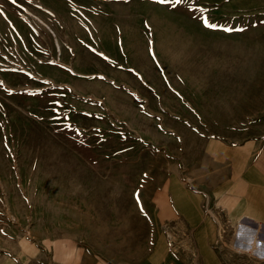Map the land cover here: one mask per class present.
<instances>
[{
    "label": "rangeland",
    "instance_id": "374dc122",
    "mask_svg": "<svg viewBox=\"0 0 264 264\" xmlns=\"http://www.w3.org/2000/svg\"><path fill=\"white\" fill-rule=\"evenodd\" d=\"M263 116L264 0H0V263L159 252L207 145ZM239 226L221 261L264 264Z\"/></svg>",
    "mask_w": 264,
    "mask_h": 264
},
{
    "label": "crops",
    "instance_id": "0c3cea01",
    "mask_svg": "<svg viewBox=\"0 0 264 264\" xmlns=\"http://www.w3.org/2000/svg\"><path fill=\"white\" fill-rule=\"evenodd\" d=\"M225 125L229 133L205 149L207 162L202 168L193 167L190 190L183 186L179 189L178 232L160 239L159 252L127 264H223L215 248L223 224L240 225L237 248L264 256V243L258 233L264 231V116L241 120L238 125L227 121ZM163 244L167 250L163 251ZM53 262L67 264L55 257ZM0 264L23 263L9 259ZM73 264L119 263L84 254Z\"/></svg>",
    "mask_w": 264,
    "mask_h": 264
},
{
    "label": "snow or ice",
    "instance_id": "6c2138e0",
    "mask_svg": "<svg viewBox=\"0 0 264 264\" xmlns=\"http://www.w3.org/2000/svg\"><path fill=\"white\" fill-rule=\"evenodd\" d=\"M161 2H165V0H161ZM177 3L180 2V0H176ZM205 23L207 24V20H205ZM212 27H215V25H211Z\"/></svg>",
    "mask_w": 264,
    "mask_h": 264
}]
</instances>
